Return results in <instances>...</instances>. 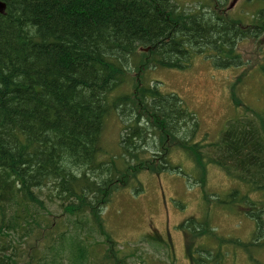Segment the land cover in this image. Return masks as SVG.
I'll return each mask as SVG.
<instances>
[{"label": "trees", "instance_id": "trees-1", "mask_svg": "<svg viewBox=\"0 0 264 264\" xmlns=\"http://www.w3.org/2000/svg\"><path fill=\"white\" fill-rule=\"evenodd\" d=\"M1 1L0 264H129L134 250L120 249L103 211L142 172L176 171L174 150L190 154L199 180L213 164L264 192V111L243 103L245 114L228 121L217 141L193 142L200 125L184 101L138 83L143 66L185 69L195 54L240 65V43L264 33L262 15L244 24L226 0L188 10L174 0ZM237 91L232 82L239 106ZM111 116L122 123L116 153L104 140ZM229 196L219 201L243 199L262 222L249 195L234 189ZM188 221L186 240L254 245L224 237L208 220ZM195 245H186L190 264L207 263Z\"/></svg>", "mask_w": 264, "mask_h": 264}, {"label": "rangeland", "instance_id": "rangeland-1", "mask_svg": "<svg viewBox=\"0 0 264 264\" xmlns=\"http://www.w3.org/2000/svg\"><path fill=\"white\" fill-rule=\"evenodd\" d=\"M174 1L186 10L208 2ZM228 11L248 24L253 22L254 14L259 17L260 13L264 17V3L263 0H238ZM256 25L254 23L247 31H253ZM258 34L261 35L259 38H246L240 43L242 63L238 66H221L211 56L195 54L185 69L143 66L138 73V83L140 80L142 84L159 85L162 93L178 95L198 116L201 130L197 131L195 140L201 143L217 141L228 121L245 114L243 103L264 111V53L261 50L264 49V42H261L264 33L259 30ZM232 82L237 84L242 105L234 104L230 92ZM126 88L133 90L130 85L121 89ZM117 118L111 116L108 119L104 135L105 145L111 153H116L120 147L122 123ZM151 143L149 139L147 152L152 150ZM171 162L176 165V171L168 169L160 175L142 172L131 185L115 192L103 211L106 228L120 249L134 250L129 252V264H190L193 260L188 256V243L199 244L205 250L201 257L208 262L203 264H264V192L252 190L213 164L208 165L206 177L199 180L194 159L185 149L174 150ZM139 187L142 188L140 192L137 191ZM234 189L249 195L255 202L249 210L258 214L262 222L258 223L257 217L245 210L249 204L243 199L232 203L219 201L231 198L229 194ZM187 218L193 219L196 226L208 220L224 237L253 241L254 245L244 248L231 241L219 244L206 239L208 235L202 238L194 235L186 240L183 232L189 233L190 225H193L182 226ZM151 236L157 239L153 240ZM206 243L209 246H205ZM195 247L197 245L192 249L193 257L197 255Z\"/></svg>", "mask_w": 264, "mask_h": 264}, {"label": "water", "instance_id": "water-1", "mask_svg": "<svg viewBox=\"0 0 264 264\" xmlns=\"http://www.w3.org/2000/svg\"><path fill=\"white\" fill-rule=\"evenodd\" d=\"M237 1L238 0H232V2L230 3V5L228 6V9L232 8L236 4ZM4 8H5V4L2 3V2H0V9L3 11Z\"/></svg>", "mask_w": 264, "mask_h": 264}, {"label": "bare ground", "instance_id": "bare-ground-1", "mask_svg": "<svg viewBox=\"0 0 264 264\" xmlns=\"http://www.w3.org/2000/svg\"><path fill=\"white\" fill-rule=\"evenodd\" d=\"M94 7V6H93ZM26 39V38H25ZM50 45V44H49ZM15 47V46H14ZM26 67V66H25ZM8 71V70H7ZM29 74V73H28ZM159 150V149H158Z\"/></svg>", "mask_w": 264, "mask_h": 264}, {"label": "flooded vegetation", "instance_id": "flooded-vegetation-1", "mask_svg": "<svg viewBox=\"0 0 264 264\" xmlns=\"http://www.w3.org/2000/svg\"><path fill=\"white\" fill-rule=\"evenodd\" d=\"M263 3H264V0H263Z\"/></svg>", "mask_w": 264, "mask_h": 264}]
</instances>
